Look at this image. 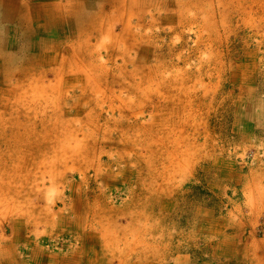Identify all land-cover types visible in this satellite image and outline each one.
<instances>
[{"label": "bare ground", "instance_id": "obj_1", "mask_svg": "<svg viewBox=\"0 0 264 264\" xmlns=\"http://www.w3.org/2000/svg\"><path fill=\"white\" fill-rule=\"evenodd\" d=\"M35 1L31 5L26 0H0L1 20H14L24 41L35 34H48L49 29L51 34L64 37L69 48L64 46L68 53L62 56L58 50L66 45L63 42L57 50L49 51L50 43L43 38L37 43L32 39L30 47L38 52L15 59L11 52L3 55L1 47L14 51L16 41H0V214L8 215L11 234L6 237L0 233V264H23L15 257L12 241L24 230L32 232L36 242L28 256L42 264L50 260L48 264H57L56 258H61L59 252L50 255L45 250L51 234L63 243L75 242L73 250L63 256L66 264L79 262L85 245L91 262L87 264L96 259L98 264H114L115 260L123 264L133 253L145 261L152 254L144 236L150 226L138 222L142 230L134 234L133 218L147 212L131 209L143 203L155 211L152 204H156L160 214L168 212L164 188L160 190L163 194H158L156 183H145L153 176L152 158L160 166L184 170L194 156L178 150L185 158H178L173 151L172 159L170 150L148 136L152 130L168 137L173 128L181 136L182 119L188 118L183 112L185 102L196 99L194 91L183 83L191 78L182 77L178 84V73L173 71L183 73L186 67H181V61L202 48L210 54L200 66L203 68L204 62L217 64L219 57H224L218 50L221 44L216 43L239 28H255L253 35L259 38L264 27V0H105L111 13L88 0ZM42 20L46 25L39 26ZM73 27L76 34L72 35ZM15 28H5V33L18 36ZM185 28L190 35L184 34ZM91 30L97 33L92 43L87 34ZM171 34H177L178 44H172ZM191 37L193 46L182 56L181 47ZM155 38L157 43L148 51L152 52L150 58L133 55L134 49L139 53L142 42ZM164 38L170 41L165 47ZM19 50L24 52L21 45ZM16 67L20 76L14 81ZM163 72L174 74L166 79ZM172 89L179 100L176 107L168 106L173 101ZM149 104L152 108L146 112ZM145 115L150 120L141 119ZM163 120L172 127L167 128ZM114 166L117 172L129 167L137 177L122 191L127 198L121 204L107 192L113 189V182L126 178L124 172L119 176L112 173ZM66 169L74 171L69 180ZM58 186L69 189L70 202L57 191ZM258 190L256 195L261 193ZM43 191L57 194L49 200L50 196H42ZM136 192L143 194L145 202L138 200L135 205L130 200ZM118 217H129L130 221L120 225ZM120 231L129 234L119 236ZM54 244L50 246L54 248Z\"/></svg>", "mask_w": 264, "mask_h": 264}, {"label": "rangeland", "instance_id": "obj_2", "mask_svg": "<svg viewBox=\"0 0 264 264\" xmlns=\"http://www.w3.org/2000/svg\"><path fill=\"white\" fill-rule=\"evenodd\" d=\"M26 1H29L31 5L36 2L35 0ZM88 1L92 6H94L96 2L101 4L100 7L104 8V12L111 13L112 11V8L105 0ZM148 7L146 9L147 12L150 13L151 7ZM38 25H46V23L42 20ZM12 27H17L14 20H1L0 18V41H2V43H6V41H16L13 43L14 48L16 47L14 51L5 49V47L2 46L1 53L7 54V52H11L12 56L15 55V59L29 54V56H33L38 52L37 48L30 47L31 45L29 43L32 39L37 43V41L39 42L43 38L42 41L50 43L49 49L51 50L48 49L49 51L57 50V45H61L64 41H67L64 37H58L55 33L51 34L49 29L48 34H35L32 35L31 40L27 39L24 41L19 36V29L15 28L18 32V36L14 33L8 35L5 33L6 29L11 30ZM52 30H55V27H52ZM184 30V34H191H189L190 31L188 28ZM70 32L72 35L76 34V29L73 27ZM254 32L255 28H239L236 32L230 33L226 39L221 38L216 44H221L218 50L224 58L220 56V62L217 64H211V66H209V63L207 64V62H204L203 68L200 66L199 62L204 60V58V61H207V54H210L209 50L206 51L207 49L202 48V51L199 50V52L191 55L186 61H181V67H186L183 73L182 71H173L176 74L178 73L176 75L177 77L175 76L178 84L182 77L188 76L191 78L190 80H185L183 83L186 87L188 86L189 89H191L190 91H194L195 95H197L196 99L185 102L186 104L184 105L183 112L186 113L188 118H185V120L182 119L183 124L179 127L181 136H177L178 133L175 131V128H173L174 131H171L172 133L168 135V137L167 135L162 137L163 132L154 134L152 130H149L151 134L148 133V136H152V140L157 144L160 141L163 147L170 150L169 154L172 156V159L175 158L172 153L173 151L177 154L178 158L181 159L183 157L185 158L184 155L187 154L188 151L193 152L194 156H192L188 165H184V170H180L175 166H160L158 161L152 158V160L155 161L152 164L153 176L146 179L145 183H156L158 194H163L160 190L164 188L163 190L167 193L164 206L168 209V212L166 214H160L157 211L159 206L152 204L149 198L148 201L152 204L155 211H150V207L143 203L140 208L131 209L135 211L143 208L147 212L146 216H137L133 218L135 220L133 231L134 234H140L138 231L142 230V227H139V225L142 224H138V222L145 225L149 224L150 230H147L148 232L146 231L144 236L145 241L151 245L152 254L145 261L137 259L140 257L139 254H130L123 264H171L174 255L178 252L187 253L190 256L197 255V259L198 257L208 259V256L204 254L208 252V244L219 240L221 241V239L225 237L220 234L210 235L208 232L203 233L202 231L208 229L207 225H211V228L217 230L225 227L227 208L240 202L243 196H251V194L256 191V188L261 190V192L263 191V187H259L258 184L264 183V181H262L264 178V27L260 29L261 36L259 38L253 35ZM87 34L90 35L91 43L92 40L95 41V37H97L95 31L91 30ZM7 36L8 38H6ZM68 36L70 35H67V37ZM171 36L172 44H178L179 39H177V34H171ZM157 39L158 38H155L150 42H142L139 46V53L134 49V52H136H133V55L140 54V56L144 58H150L152 52L148 53L149 48L151 45L157 43ZM193 39L194 38L191 37L187 40L185 46L181 47L182 56L187 55L188 50L193 46ZM58 42H60V44ZM167 43L170 44V41L164 38L162 46L165 47ZM20 45L24 50L21 54L19 50ZM64 46L69 48V44L63 45L62 49L59 48L58 52H61L62 56L68 53ZM42 47L45 49L44 46ZM199 47L201 48V46ZM175 51H177V49ZM139 60L140 59H138V61ZM150 62H152L151 59ZM17 71V67L14 68V76L12 79L14 81L15 78L20 76V72ZM173 72H163L165 73L163 76L168 79L172 77V74H174ZM1 76L2 74L0 73V77ZM178 84H175L173 87ZM169 87L172 88L171 86ZM190 91L184 89L185 93ZM170 95L173 97V101L169 103L168 106L176 107V103H178L179 100L177 96L173 94V89ZM150 108L152 107L149 104L146 112H148ZM141 119L150 120L148 115L141 117ZM163 121H165L167 128L168 126L170 128L172 127L169 121ZM154 122H156L155 125H157V121L155 120ZM168 130L171 129H167V131ZM178 150H181V152L183 151L184 155L178 153ZM195 150L196 154L194 152ZM157 154L155 155L157 156ZM130 171L132 170L129 167L128 169L123 168L120 172H124L126 175L125 180L121 179L119 183L116 184L113 182V189L107 190L109 196L112 197L117 204H121L127 198V195L122 192L124 188H127L129 183H133L137 179ZM73 172L74 171L71 169H66V178L68 180L71 179ZM111 172L116 174L120 173L117 172L115 166L112 168ZM145 172L146 171L143 170V178H145ZM45 177L47 178L46 175L44 179ZM74 178L77 179L78 177L74 175ZM98 183L100 184L99 180ZM63 189L64 188H61V186L57 187V191H59L62 196L65 198L68 196L65 201L70 202L69 189L68 191ZM167 190H169V192ZM43 192L42 196H50L49 200H51L53 195L57 194H54V191L44 192V194ZM132 195H130V197L132 196L133 198H128L133 200L132 202H134L135 205H138V200L144 201L143 194L140 195L139 193L137 195L136 192ZM4 216L0 214V233L3 235L5 234L7 237L11 234L6 224L8 215ZM263 220L264 214H261L257 223V234L264 238V235H261L259 232V227ZM128 221H130L129 217L117 218V223L120 225H125ZM211 223H213V225ZM40 229H42L41 226ZM123 232L129 234V232L127 233L126 231H120L117 232V234L122 236V234H124ZM87 233L88 232L84 230L85 236ZM19 237V239L12 241L16 247L15 257L21 258L23 264H42L41 260L33 261L30 256H28L33 248L35 250L36 242L33 233L24 230L23 234L19 235ZM86 240L87 238L84 239V242ZM48 244L49 247H46L45 250L48 249L50 255L54 252H59L61 254V258H56L59 259L57 264H66L63 256L71 249L73 250L75 242L63 243L60 238L53 239L51 234L45 245ZM53 244L54 248L50 246ZM135 245L134 243V246ZM157 246L163 249L158 250ZM83 247L84 250L80 251L82 258L78 256L81 260L79 262H73V264H87L90 253L88 251V245ZM201 254L202 257H200ZM88 263L91 262L88 261ZM92 263L98 264L97 259ZM120 263L119 260L114 261V264ZM67 264L72 263L68 262Z\"/></svg>", "mask_w": 264, "mask_h": 264}, {"label": "crops", "instance_id": "obj_3", "mask_svg": "<svg viewBox=\"0 0 264 264\" xmlns=\"http://www.w3.org/2000/svg\"><path fill=\"white\" fill-rule=\"evenodd\" d=\"M258 186L263 187L259 195L254 191L227 208L225 227L217 230L207 225L208 229L202 231L225 237L208 244V252L204 253L208 259L178 252L171 264H264V238L257 234L259 216L264 214V183Z\"/></svg>", "mask_w": 264, "mask_h": 264}, {"label": "built area", "instance_id": "obj_4", "mask_svg": "<svg viewBox=\"0 0 264 264\" xmlns=\"http://www.w3.org/2000/svg\"><path fill=\"white\" fill-rule=\"evenodd\" d=\"M259 228H260V229H259L260 234H261V235H264V220L261 222Z\"/></svg>", "mask_w": 264, "mask_h": 264}]
</instances>
